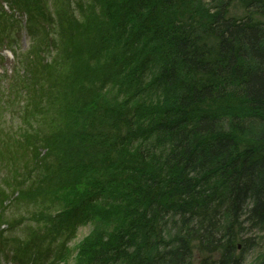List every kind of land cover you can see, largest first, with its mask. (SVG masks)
<instances>
[{
    "label": "trees",
    "instance_id": "obj_1",
    "mask_svg": "<svg viewBox=\"0 0 264 264\" xmlns=\"http://www.w3.org/2000/svg\"><path fill=\"white\" fill-rule=\"evenodd\" d=\"M8 1L36 44L1 104L23 115L0 166L25 176L0 175V247L69 260L91 224L73 264H241L264 230V0Z\"/></svg>",
    "mask_w": 264,
    "mask_h": 264
},
{
    "label": "rangeland",
    "instance_id": "obj_2",
    "mask_svg": "<svg viewBox=\"0 0 264 264\" xmlns=\"http://www.w3.org/2000/svg\"><path fill=\"white\" fill-rule=\"evenodd\" d=\"M80 1L85 3V4H86V2H88L87 0H80ZM49 2H50V0H36L35 1V8L42 10V11L44 10L45 12H47V10H49V7H50ZM65 2H68V0H65ZM62 3L63 4H61V6L65 5L64 1H62ZM237 5L238 4H236L234 6V9H233L234 11H236L235 12L236 14L233 12L234 13L233 15L240 17L243 14V12L241 10H238ZM11 7H10V9H11ZM59 8H61V7H59ZM4 15L8 16L7 14H4ZM4 15H0V18L5 17ZM73 17H76V16L73 15ZM76 19H77V17H76ZM53 20L56 21L55 18H53ZM21 24L22 25L17 26L19 30L15 35L13 34L14 36L11 39V41H15L16 40L15 36L19 35L18 42L15 44V46L13 48H10L13 51V53L16 54V56L18 55V61L20 59L21 53H25L26 51H28V49L33 48L35 46V44L31 41V38H28V36L26 35V33L24 31V27H23L24 22L21 21ZM15 29L16 28L14 27V30ZM83 59L86 61L84 65L87 66L89 64L87 56H86V58H83ZM11 61L12 60L7 62V66L10 65ZM16 61H17V59H15V61H14L13 71L15 69L19 70V72H20L19 75H21V74H23L22 73L23 68L18 66V62L16 63ZM15 63H16V65H15ZM12 64L13 63L11 62V67H12ZM4 87H5V83H0V126L2 129V131H0V138L5 136V131L7 129H10V128L13 129L14 125H16L19 122V120L21 119V118H19V111L23 115V111H21L19 109L20 103L9 102L2 108V106H1L2 101H5V99L3 98V95H2V91H3L2 88H4ZM12 92H13L14 98H17L18 92H19V86L13 88ZM9 99L12 100L13 98L10 97ZM19 100H21V99H19ZM32 121H33L32 118H30L28 122L32 123ZM17 129H19V128H15L12 131L16 132V131H18ZM16 133H18V132H16ZM0 146H1V139H0ZM43 154L44 153H42V155ZM18 168H16L15 171H12V169L7 170L6 165L0 166V175L4 174V173H8V171H11L10 174L15 176L18 179L21 177H24L25 175L23 176L21 174L22 172L19 173ZM17 215H18V213H17ZM93 230H94V227H92L91 224L78 227V229L76 231L77 232L76 237L68 244V249L71 251V254H69V260L64 259L65 261L63 260L61 262H53V263L51 262V264H73V258L76 256V254L74 252H72V249L76 245L81 243L82 241H86L87 239H89ZM248 235L250 237L254 238V241H253L254 246L247 248L245 251L243 250V252H242V248L237 246L236 255H239L242 252L241 264H253L255 261H257V259L264 257V230H262V231L252 230L251 232L248 233ZM3 238H6V235H4ZM1 244L5 245V243L3 241H0V245ZM10 246L11 245L9 244L8 247H10ZM2 248L4 249V247H2ZM2 248L0 250V264H6V262L4 260V253L2 251ZM64 254H66V253L64 252ZM195 255H197V254H195ZM199 260H200V257H196L194 264H198Z\"/></svg>",
    "mask_w": 264,
    "mask_h": 264
}]
</instances>
